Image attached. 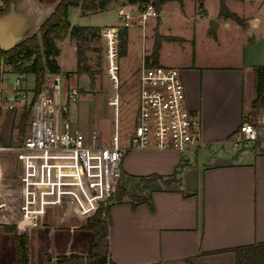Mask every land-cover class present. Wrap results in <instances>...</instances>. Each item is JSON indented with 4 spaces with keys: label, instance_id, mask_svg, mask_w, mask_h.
Listing matches in <instances>:
<instances>
[{
    "label": "crops",
    "instance_id": "obj_1",
    "mask_svg": "<svg viewBox=\"0 0 264 264\" xmlns=\"http://www.w3.org/2000/svg\"><path fill=\"white\" fill-rule=\"evenodd\" d=\"M214 1L215 9L209 8L208 0H204L202 9L197 0H183V5L177 1L166 2L159 16L150 17L141 30L142 64L135 70V84L140 69L145 66V57L151 54L159 36L156 64H172L181 70L187 103L200 113L202 144L189 150L187 155L172 150L127 151L121 180L127 175L133 176L137 179L136 188L129 191L119 184L121 188L138 195L141 177L158 175L162 179L141 184V194L146 200L136 207L129 198L111 205L106 264H169L184 260H195L198 264H235L236 248L264 244V146L243 143L241 149L235 145L242 121L255 125L264 121V84L262 98L258 97V73L264 70V50L261 55L256 44L264 43V31H260L264 28V0L256 2L252 16L237 6L239 2L249 4L253 0H224L227 9L243 19L245 26L221 15L220 0ZM188 3L194 11L190 17ZM75 8L81 11L80 6H68L72 25L75 24L70 15ZM96 12L81 11V14ZM174 19L179 27L174 26ZM212 19L219 23L214 30L210 26ZM187 20L207 25L191 30L178 24ZM137 35L127 31L126 51L121 57L133 53ZM56 44L60 52L55 59L61 73L62 45H72L77 53L76 42L66 34ZM174 55H179V59L172 61ZM72 71L64 72L67 75ZM10 74L20 73L9 69L2 72L0 98L3 101L14 87L16 78L11 86L5 83ZM24 86L27 88L25 77ZM19 109L29 112L27 107L4 110L1 121L9 111L16 118ZM121 144L127 146L129 140ZM5 153L15 158L14 151ZM17 164V161L11 163L12 169ZM174 173L175 181L166 184L164 180ZM82 228L94 238L93 231Z\"/></svg>",
    "mask_w": 264,
    "mask_h": 264
},
{
    "label": "built area",
    "instance_id": "obj_2",
    "mask_svg": "<svg viewBox=\"0 0 264 264\" xmlns=\"http://www.w3.org/2000/svg\"><path fill=\"white\" fill-rule=\"evenodd\" d=\"M127 6L129 10L118 8L122 26H105L100 32L105 72L115 86L119 81L120 30L138 25L144 28L150 17L157 18L160 13L151 3ZM75 78L73 73L47 72L39 93L32 91L30 97L24 75L19 74L6 101L0 98V123L4 110L27 107L30 113L27 133L17 145L6 146L0 137V152H15L21 189L19 200L0 199V225L14 223L20 233L27 232L36 222L42 223L47 209L63 205L73 210L71 215L77 220L88 219L100 206L106 208L114 202L128 150H172L183 155L202 144L200 113L187 103L179 68L155 64L140 69L136 124L127 146L121 144L116 122L109 144L104 145L99 131L86 136L72 121L71 105L79 96ZM117 103V96L109 101L114 107ZM243 143L264 146V121L261 125L241 122L235 145ZM64 215L67 219L62 221H68V212ZM24 220H31V225L18 228Z\"/></svg>",
    "mask_w": 264,
    "mask_h": 264
},
{
    "label": "rangeland",
    "instance_id": "obj_3",
    "mask_svg": "<svg viewBox=\"0 0 264 264\" xmlns=\"http://www.w3.org/2000/svg\"><path fill=\"white\" fill-rule=\"evenodd\" d=\"M44 1L49 0H40V2ZM257 1L259 0H253V3L249 4L239 2L237 8L240 11L244 10V12H248L252 16L254 15ZM119 6H124L125 10H129L126 0H110L103 9L105 11H95L96 13L94 14L83 15L78 8L72 9L70 20L79 26H122L123 21L118 15L119 9H116ZM208 6L209 8L215 9L216 2L214 0H208ZM0 7H4L3 0H0ZM87 12L92 13L94 11L89 10ZM192 14H194L193 8L188 3L187 16L190 17ZM178 24L182 25V28L186 25L191 30L194 27H202L200 25H204V27L207 25L206 22L204 24H195L193 20H187L185 23L179 22ZM174 26L179 27L177 26V19H174ZM104 27H99L95 35L92 34L90 36L89 34V40L87 42L79 43L82 60L79 69L77 67V53L70 44L62 45L59 62L62 66V76L66 75L64 71L73 70L72 72L76 77L75 84L79 88L78 101L71 105L70 118H72V121L77 122L78 127L80 126L86 135L90 136L94 130L99 131L102 135L103 144L108 145L115 122L118 125L121 143L129 140L136 124L138 89L134 79L136 77L135 70L142 64V43H140L142 27L138 25L126 29V31L138 33V43H135L133 53L129 57H121L119 61V71L117 74L119 81L117 87L114 86L113 80L105 72V68L107 67L104 61L105 44L100 35L101 29ZM260 31H264V28ZM35 35L39 40L40 32L33 36ZM256 44L257 50L262 55L264 43ZM171 59L172 61L178 60L179 55H174ZM27 63L30 62L25 60L16 63L2 62L0 71L3 72L5 69L15 71V67L23 69ZM158 64L162 65L161 63ZM166 66L177 67L172 64H166ZM23 75L26 78L27 88L30 90L29 96L31 97L32 91L35 89V77L30 73H23ZM16 76V74H10L5 83L11 86ZM115 96L118 99L116 107L109 104V101ZM114 111H116V116L114 115ZM25 112L26 110L19 109L15 118V113L9 111L3 117L0 123V137L4 145L10 146L11 142V146L17 145L27 133L30 121L29 114L27 124L21 128L22 117ZM14 118L15 128L12 133ZM242 145H236V147L242 149ZM188 153H185V155ZM7 155L9 154L0 152V199H8L11 201L15 197V200H19L21 198L19 164H17L16 168L12 169L11 163H16V160ZM136 180L133 176L130 177L127 175L121 180L120 184L129 191H135ZM14 208L16 213L17 207L15 206ZM65 211L68 212V221H62L64 217L66 218L64 215ZM71 214H73V210L71 211L70 208L67 210L65 205L62 207H50L42 219V224L38 221L33 227L28 228L27 232L21 233L14 223L0 225V264H16L15 236L19 234H25L27 236L30 252L29 264H57L58 260H62L63 262L70 261L68 264H101L99 261H94L92 257L84 260L68 259L70 254L87 255L90 250V245L95 240L91 232L83 231L82 226L87 223V219H83V222H77L76 216H72ZM102 219L108 223L109 217L106 213L103 214L102 212ZM71 225H76V229H72L70 227ZM9 227H12V229ZM102 244L104 245L105 241ZM169 264L198 263L195 260H184Z\"/></svg>",
    "mask_w": 264,
    "mask_h": 264
},
{
    "label": "trees",
    "instance_id": "obj_4",
    "mask_svg": "<svg viewBox=\"0 0 264 264\" xmlns=\"http://www.w3.org/2000/svg\"><path fill=\"white\" fill-rule=\"evenodd\" d=\"M11 0H3L4 7H0V15H2L9 7ZM177 1L183 5V0H126L127 4H136L138 6H144L147 3H151L155 9L160 12L162 6L166 2ZM202 9L204 0H197ZM110 2V0H62L57 7L55 13L45 22L40 29L39 40L35 35L30 39L17 45L14 49L8 52L0 51V67L2 62L16 63L19 61H29L23 69L15 67L16 72L30 73L35 77V89L34 93L37 95L42 88L45 81V74L60 73V67L56 61V56L59 55V48L56 44V40L63 37L66 34H70V37L75 40L77 48V61L78 69L81 66V52L79 43H85L89 40L88 36L96 34L99 27L96 26H79L72 25L68 19V6H80L81 11L86 13L89 10L102 11L104 7ZM220 14L231 18L241 26H245V21L241 19L235 13L230 12L224 0H220ZM160 37L156 36L155 43L152 52L149 56L145 57V66H152L156 64L159 48H160ZM40 43V44H39ZM119 57L123 56L127 46V31L122 29L119 32ZM151 59V62H150ZM68 74V73H67ZM2 72L0 71V84ZM262 84H264V70L258 73V97L262 98ZM28 111L23 114L21 128L27 123ZM162 179L158 175H154L151 178L141 177L137 184L139 190L138 195H131L125 189L120 186L117 188L114 203L123 202L125 198H129L133 207L143 203L146 198L141 194V184L150 182L151 180ZM175 181V173L169 176L164 182L171 184ZM111 204V205H112ZM111 205L104 208L100 206L96 213L87 219V223L83 226L84 228L93 231L94 242L90 245V250L87 255L70 254L68 259H88L92 257L94 261H99L101 264H106L109 250H108V230L111 226L110 220V207ZM106 210V214L109 217L108 223L102 219V211ZM12 229V227H9ZM105 241L103 245L102 242ZM15 247H16V264H29V247L27 242V236L25 234H19L15 236ZM66 256V255H65ZM236 262L235 264H264V244L247 245L235 249ZM70 262V261H68ZM58 260L57 264H68Z\"/></svg>",
    "mask_w": 264,
    "mask_h": 264
},
{
    "label": "water",
    "instance_id": "obj_5",
    "mask_svg": "<svg viewBox=\"0 0 264 264\" xmlns=\"http://www.w3.org/2000/svg\"><path fill=\"white\" fill-rule=\"evenodd\" d=\"M61 1L11 0L8 9L0 15V51H11L29 37L39 33ZM218 25L217 21L213 19L210 21L212 30ZM248 32H251L250 29ZM25 225H31V220L20 222L18 228L23 229Z\"/></svg>",
    "mask_w": 264,
    "mask_h": 264
}]
</instances>
